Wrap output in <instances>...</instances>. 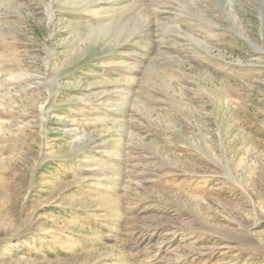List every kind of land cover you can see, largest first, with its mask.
Wrapping results in <instances>:
<instances>
[{
  "label": "rangeland",
  "instance_id": "obj_1",
  "mask_svg": "<svg viewBox=\"0 0 264 264\" xmlns=\"http://www.w3.org/2000/svg\"><path fill=\"white\" fill-rule=\"evenodd\" d=\"M138 1L0 0V264H264V0Z\"/></svg>",
  "mask_w": 264,
  "mask_h": 264
},
{
  "label": "bare ground",
  "instance_id": "obj_2",
  "mask_svg": "<svg viewBox=\"0 0 264 264\" xmlns=\"http://www.w3.org/2000/svg\"><path fill=\"white\" fill-rule=\"evenodd\" d=\"M98 1H100V0H98ZM114 1H117L116 3H118V2H120V3H122L123 2V0H114ZM127 1V0H126ZM138 1V0H137ZM145 1V0H144ZM139 2V1H138ZM134 3V2H133ZM138 5V4H137ZM96 6L98 7V6H103V3L101 2H97L96 1ZM139 6V5H138ZM137 8V7H136ZM145 9V8H144ZM149 9V8H148ZM133 10H135V9H133ZM145 10H147V9H145ZM144 10V11H145ZM151 10V9H150ZM141 11V10H140ZM146 12V11H145ZM139 13V12H138ZM141 15V14H140ZM142 16V15H141ZM145 16H147V15H145ZM103 18V17H102ZM103 29H105V28H103ZM241 29V28H240ZM240 32H241V30H239Z\"/></svg>",
  "mask_w": 264,
  "mask_h": 264
}]
</instances>
